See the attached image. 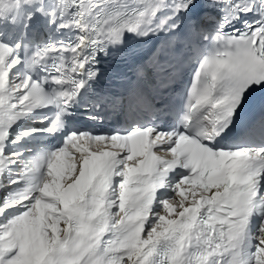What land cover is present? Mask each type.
Here are the masks:
<instances>
[{"label":"snow or ice","instance_id":"1","mask_svg":"<svg viewBox=\"0 0 264 264\" xmlns=\"http://www.w3.org/2000/svg\"><path fill=\"white\" fill-rule=\"evenodd\" d=\"M0 264H264V0H0Z\"/></svg>","mask_w":264,"mask_h":264}]
</instances>
